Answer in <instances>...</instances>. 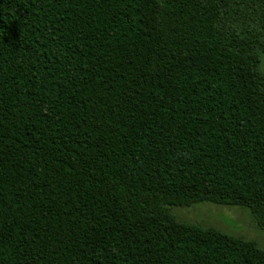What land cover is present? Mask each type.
<instances>
[{
    "label": "trees",
    "instance_id": "obj_1",
    "mask_svg": "<svg viewBox=\"0 0 264 264\" xmlns=\"http://www.w3.org/2000/svg\"><path fill=\"white\" fill-rule=\"evenodd\" d=\"M205 201L264 229V0H0V264H264Z\"/></svg>",
    "mask_w": 264,
    "mask_h": 264
},
{
    "label": "rangeland",
    "instance_id": "obj_2",
    "mask_svg": "<svg viewBox=\"0 0 264 264\" xmlns=\"http://www.w3.org/2000/svg\"><path fill=\"white\" fill-rule=\"evenodd\" d=\"M173 212L181 221L215 227L234 236L255 240L264 248V229L258 226L246 206L205 201L192 206H173Z\"/></svg>",
    "mask_w": 264,
    "mask_h": 264
}]
</instances>
